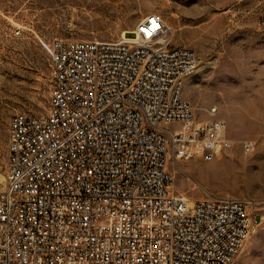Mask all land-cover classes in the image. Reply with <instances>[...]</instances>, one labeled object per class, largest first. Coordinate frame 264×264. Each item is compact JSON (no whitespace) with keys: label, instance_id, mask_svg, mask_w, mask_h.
<instances>
[{"label":"built area","instance_id":"1","mask_svg":"<svg viewBox=\"0 0 264 264\" xmlns=\"http://www.w3.org/2000/svg\"><path fill=\"white\" fill-rule=\"evenodd\" d=\"M174 34L154 12L114 40L45 44L48 111L9 123L0 264H233L248 201L171 191V160L232 146L218 108L200 119L186 98L199 60Z\"/></svg>","mask_w":264,"mask_h":264},{"label":"rangeland","instance_id":"2","mask_svg":"<svg viewBox=\"0 0 264 264\" xmlns=\"http://www.w3.org/2000/svg\"><path fill=\"white\" fill-rule=\"evenodd\" d=\"M154 12L175 29L174 45L198 56L185 84L196 116L211 118L208 110L216 106L232 143L212 161L171 160V191L193 202L247 200L257 222L233 264H264V181L250 186L214 178L224 160L244 158L254 169L264 158V0H0V175L6 177L12 115L48 111L52 78L45 44L114 40Z\"/></svg>","mask_w":264,"mask_h":264},{"label":"bare ground","instance_id":"3","mask_svg":"<svg viewBox=\"0 0 264 264\" xmlns=\"http://www.w3.org/2000/svg\"><path fill=\"white\" fill-rule=\"evenodd\" d=\"M255 161L257 163L256 171L254 170L256 167L253 169V164L249 165V162L244 158H240V160L237 159L236 161L234 159L224 160L217 165V172L214 174V178L216 179V182L240 181L250 186L259 185L264 181V158L258 157ZM176 167L183 172L181 167L178 165ZM6 183V177L0 175V187L3 188ZM189 201L193 203V200Z\"/></svg>","mask_w":264,"mask_h":264}]
</instances>
